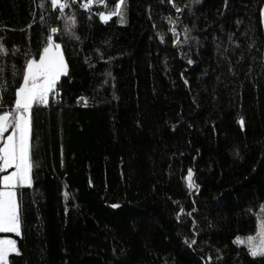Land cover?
Wrapping results in <instances>:
<instances>
[{"label": "trees", "instance_id": "trees-1", "mask_svg": "<svg viewBox=\"0 0 264 264\" xmlns=\"http://www.w3.org/2000/svg\"><path fill=\"white\" fill-rule=\"evenodd\" d=\"M41 2L0 0L6 106L21 82L12 65L63 25ZM83 2L65 9L80 39L54 36L68 65L59 95L32 108L10 264H264L234 243L264 207V0H175L181 13L125 0L123 24L97 15L113 0Z\"/></svg>", "mask_w": 264, "mask_h": 264}, {"label": "snow or ice", "instance_id": "snow-or-ice-1", "mask_svg": "<svg viewBox=\"0 0 264 264\" xmlns=\"http://www.w3.org/2000/svg\"><path fill=\"white\" fill-rule=\"evenodd\" d=\"M200 2L201 0H191L192 4ZM78 3L79 0H50L51 9L58 10L57 18L63 20V25L62 27L50 26L51 34L46 35L42 52L38 53V57L27 58L20 69L12 65L13 78L19 76L21 81L13 86L14 107L6 106L3 100L4 92L8 90V81L3 75L5 71L3 62H0V172L12 169L9 174L0 176V233H15L17 236L21 234L16 189L32 186L33 161L30 144L32 108L34 105L47 106L50 96H58L61 78L68 75V65L63 55L62 45L54 36L68 35L75 40L80 39L75 32L77 24L75 13L65 14L66 8H71L73 4ZM113 3L115 6L110 10L97 13L99 19L107 23L113 16H118L120 23H125L124 10L121 7L125 0H119L118 3L113 0ZM168 3L172 5L176 13L182 12V8L177 6L175 0H168ZM94 4L107 9L106 0H84L79 6L90 10ZM39 6L43 7V0ZM169 22L175 24L171 17ZM172 32L175 36L174 27ZM189 32L190 29L185 27V43L189 39ZM176 43L179 44L180 41L177 40ZM0 54H8V49L2 43H0ZM188 63L192 64V60L189 59ZM239 123L243 126V119ZM236 155L238 156L239 153L237 152ZM193 176V169L188 168L185 179L190 190L199 187L194 182ZM112 207L117 208L119 205L113 204ZM180 211L183 212V209ZM185 243L191 247L196 241H185ZM234 243L246 244L248 254L253 258H264V214L260 217L255 235H248L244 239L238 236ZM12 253L19 254L17 241L12 238H0V264H9L8 257ZM211 259L212 257L209 256L208 261L210 262Z\"/></svg>", "mask_w": 264, "mask_h": 264}, {"label": "rangeland", "instance_id": "rangeland-1", "mask_svg": "<svg viewBox=\"0 0 264 264\" xmlns=\"http://www.w3.org/2000/svg\"><path fill=\"white\" fill-rule=\"evenodd\" d=\"M5 135H7V134H5ZM11 171H12V169H7V170H5L4 172H0V176H3V175H6V174H9ZM24 187H27V186H24ZM24 187H18V188H24ZM18 188H17V189H18ZM17 189H16V192H17ZM17 202H18V201H17ZM263 209H264V207H263ZM18 212H19V207H18ZM262 214H264V213L261 212V213L259 214V216H258L255 232H254L253 234H250V235H255V233L258 231V226H259V222H260V217H261ZM2 234H9V235H11V237H4V238H12V239H15V237H18L15 233H2ZM0 238H3V237H0ZM241 238L244 239V238H246V237H241ZM15 240H16V239H15ZM241 245L246 246V244H241ZM14 254H16V253H12V254L9 255V257H8V261H9V259H10V256H12V255H14ZM9 264H10V261H9Z\"/></svg>", "mask_w": 264, "mask_h": 264}]
</instances>
